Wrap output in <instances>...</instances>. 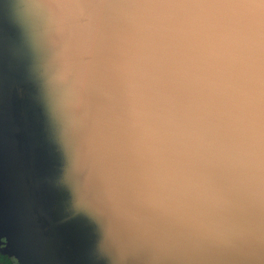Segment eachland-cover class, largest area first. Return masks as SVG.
<instances>
[{
	"label": "clouds",
	"instance_id": "1",
	"mask_svg": "<svg viewBox=\"0 0 264 264\" xmlns=\"http://www.w3.org/2000/svg\"><path fill=\"white\" fill-rule=\"evenodd\" d=\"M91 264H264V0H0Z\"/></svg>",
	"mask_w": 264,
	"mask_h": 264
},
{
	"label": "water",
	"instance_id": "2",
	"mask_svg": "<svg viewBox=\"0 0 264 264\" xmlns=\"http://www.w3.org/2000/svg\"><path fill=\"white\" fill-rule=\"evenodd\" d=\"M20 93V105L16 101V93ZM13 99V111L8 127L9 139L13 147L14 152V164H19L20 170L23 169L25 158L22 157L23 143L19 142L20 138L24 141L30 140L34 143L33 153H37L40 156L41 168L43 169L41 176L36 173L30 176H26L21 184L23 186V192L21 193L24 204L25 212L32 216L33 227L36 229V233L42 235L44 239L42 243L39 239V244L45 251H52L58 257L55 258L54 264H91L88 257L89 247L91 244V231L88 225L79 219H64L63 208V195L58 190L51 186L50 178L53 175L57 159L55 152L50 145L43 116L41 110L34 99V89L27 78H24L20 82L16 83L12 89ZM19 115V119L16 116ZM17 128L18 132H12V128ZM14 137L17 139L15 140ZM19 138V139H18ZM15 147H17L15 149ZM17 152H21V157L17 155ZM31 156V155H29ZM42 180H41V179ZM26 183V186H25ZM2 190V189H1ZM0 190V217L4 221L6 230H10L8 234L13 239L12 252L9 254L15 255L22 264H36L34 256L30 255L27 250L18 244V236L15 231L18 220L14 216L11 197L14 192L10 191V200L8 201L7 190ZM44 194L42 200V206L38 202V193ZM50 201H48V195ZM5 195V197H4ZM53 208V209H52ZM53 210V212H49ZM54 216L62 221L63 229L68 232V249L61 250L58 247V242H53V219ZM38 230V231H37ZM66 232V233H67ZM38 236V235H37Z\"/></svg>",
	"mask_w": 264,
	"mask_h": 264
},
{
	"label": "rangeland",
	"instance_id": "3",
	"mask_svg": "<svg viewBox=\"0 0 264 264\" xmlns=\"http://www.w3.org/2000/svg\"><path fill=\"white\" fill-rule=\"evenodd\" d=\"M27 78L25 73L24 60L20 52L19 39L15 33V30L8 25L5 21L0 20V190H7L8 201L10 200V191L14 192L11 197V205L14 216L18 220L15 231L17 233V240L19 246L28 251L29 256L32 255L35 258L36 264H54V260L58 257L53 254L52 251H45L39 244V239L42 243L44 237L36 233V229L33 227L32 216L25 212L24 199L21 195L23 192L22 180L26 176L37 174L41 176L43 169L41 168L40 156L37 153H33L34 143L28 137V140L24 141L20 138L19 142L23 143L22 157L25 158L23 169L20 170L19 164H14V152L13 147L9 139L8 127L11 119V112L13 111V99L12 89L13 86ZM16 101L20 102V93H16ZM20 105V103H19ZM19 119V115L16 116ZM12 132H18L17 128H13ZM16 140L17 138L14 137ZM19 139V138H18ZM17 147H15L16 149ZM21 152H17V155L21 157ZM31 155V156H29ZM41 179V178H40ZM42 180V179H41ZM26 186V183H25ZM48 195V194H47ZM44 194L41 191L38 193V202L42 206ZM5 197V195H4ZM48 201L50 197L48 195ZM53 209V208H52ZM49 212H53V210ZM54 216L53 219V242H58V247L68 249V232L63 229L62 221ZM5 223H1L0 228V243L3 244L5 240V252H12V248L9 244L10 230H6ZM38 231V230H37ZM38 235V236H37ZM13 240V239H12Z\"/></svg>",
	"mask_w": 264,
	"mask_h": 264
},
{
	"label": "trees",
	"instance_id": "4",
	"mask_svg": "<svg viewBox=\"0 0 264 264\" xmlns=\"http://www.w3.org/2000/svg\"><path fill=\"white\" fill-rule=\"evenodd\" d=\"M1 223H4V221L0 217V225H1ZM0 231H1V228H0ZM4 238L6 239V237H4ZM9 238H10L9 239V244H10L11 248H13L12 247V242H11L12 241V238L10 236H9ZM2 259H5L9 264H14V263L15 264H22L15 255L6 254V253L2 252V250L0 249V260H2Z\"/></svg>",
	"mask_w": 264,
	"mask_h": 264
},
{
	"label": "flooded vegetation",
	"instance_id": "5",
	"mask_svg": "<svg viewBox=\"0 0 264 264\" xmlns=\"http://www.w3.org/2000/svg\"><path fill=\"white\" fill-rule=\"evenodd\" d=\"M5 241H6V239L4 241L2 240L4 245L3 244L1 245V243H0V249L2 250V252L6 253V254H9L8 252H5V250H4ZM0 264H9V263L5 259H2V260H0Z\"/></svg>",
	"mask_w": 264,
	"mask_h": 264
}]
</instances>
